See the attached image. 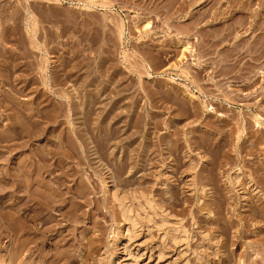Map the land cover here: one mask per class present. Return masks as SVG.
Returning <instances> with one entry per match:
<instances>
[{"label": "rangeland", "instance_id": "1", "mask_svg": "<svg viewBox=\"0 0 264 264\" xmlns=\"http://www.w3.org/2000/svg\"><path fill=\"white\" fill-rule=\"evenodd\" d=\"M100 1L111 2L115 9L102 7L105 2ZM188 1L189 4L187 0H0V152H4L0 154V179L19 161L35 163L42 151L38 155L44 167L43 183L33 182L32 189L45 193L48 200L55 199L53 207L45 212L37 208V203H11L10 185L2 184L1 264H110L111 258L113 264H264V251L261 253L262 247L257 244L264 235L260 230L264 220L257 223L259 226L249 222L251 226L244 228L243 232H247L242 238L237 230L239 215L250 214L257 204L255 179L259 180L260 173L259 178L255 173L260 171L254 166L258 158L264 159V144L257 150L263 153L242 152L246 154L244 158L250 157L244 160L247 162L241 167L243 175L237 184L229 183L235 163L229 168L219 166L223 155L215 154L214 149L222 138L216 128L224 126L228 132L236 128L237 115L244 112L243 116L253 121L257 113L264 123V0ZM218 6L224 12L214 16ZM251 8L255 11L250 16ZM31 14L35 27L33 21L32 26L28 24L27 16L31 18ZM118 18H122L124 34L119 32L122 24ZM242 18H248L244 25L238 21ZM146 20L152 26L145 30ZM4 23L8 28L1 25ZM250 23L255 24L254 29ZM26 25L36 28V35ZM227 26L234 27L231 34L225 35L230 29H225ZM216 29L217 34L222 32L226 37H216L212 32ZM2 30L8 32L1 34ZM31 33L38 43L30 41ZM180 38L189 42L191 50L181 56L183 62L179 56L187 50H182L185 41ZM146 66L152 67L151 75L145 72ZM229 96L236 100L230 101ZM69 101L79 103L76 107L70 102L76 111L82 102L84 109L77 111L80 114L75 110L73 113ZM207 103L214 106L213 115L206 109ZM195 104L202 107L197 109L204 112H200L203 117L199 111L197 116L192 114ZM23 105L33 113L41 109L40 117L35 114L36 118H31H39V123L32 124L24 117L29 110ZM233 110L236 115L232 116ZM220 112L227 115L224 124ZM217 119H221L219 124ZM16 122L29 125L28 143L21 155L17 151L10 154L8 146L4 147L9 145L6 142H13L8 138ZM78 128L80 131L73 132ZM200 128L204 135L198 131ZM255 129L258 128L252 126L248 132L251 139L260 133ZM112 130L116 132L110 133ZM195 130L198 134L193 133ZM215 131L221 134L219 139ZM76 134L81 136V142ZM201 135L211 137L205 140L199 138ZM212 136L218 139L216 143ZM228 137L233 138L227 134ZM208 147L214 150V156ZM29 166L34 175V164ZM218 168L222 170L220 175ZM214 172L218 178L213 179ZM249 176L254 177L253 182L244 183ZM201 185L206 186L204 190ZM114 188H118L119 197L114 198ZM198 195L202 197L199 202ZM120 197L124 201H118ZM147 198L154 199H149L151 205L145 202ZM118 202L130 205L132 209H126L133 221H125L121 210L124 204Z\"/></svg>", "mask_w": 264, "mask_h": 264}, {"label": "bare ground", "instance_id": "2", "mask_svg": "<svg viewBox=\"0 0 264 264\" xmlns=\"http://www.w3.org/2000/svg\"><path fill=\"white\" fill-rule=\"evenodd\" d=\"M24 2H25V0H23ZM191 1V0H190ZM219 1V0H218ZM93 1H91V2H88V3H92ZM101 3L102 2H105V3H107V4H110L111 5V2H109V1H100ZM100 2H95V3H93L94 5L95 4H100ZM193 2V1H192ZM191 2V3H192ZM101 4L102 5V7H105V8H111V9H115L114 7H112V5L111 6H109V5H107V4ZM82 4V3H81ZM187 4H189V1L187 0ZM250 4V3H249ZM264 4V3H263ZM85 5V7H87L86 6V4H84ZM97 6V5H96ZM248 7V9H250V7H251V5H250V7L249 6H247ZM263 7H264V5H263ZM104 8V9H105ZM26 9V8H25ZM6 10H8L9 11V8L7 9L6 8ZM5 10V11H6ZM28 10V9H27ZM110 10V9H109ZM224 9H221V8H219V6L217 7V8H215V10H214V12H213V14H214V16H219V14L220 13H222V12H224L223 11ZM4 11V13H6ZM29 11V10H28ZM111 11V10H110ZM113 11V10H112ZM253 11H255V10H252V8H251V13H250V16H251V14H253L252 12ZM256 11H258V10H256ZM9 12H11V11H9ZM19 12H21L20 10H19ZM260 12V10L257 12V13H259ZM15 13H18V12H15ZM14 13V14H15ZM29 13H31V12H29ZM29 13H27V14H29ZM115 13H116V11H115ZM257 13H254V16H255V14H257ZM11 13H9L7 16H9ZM21 14V13H20ZM209 14V13H208ZM208 14H206V15H208ZM247 15L249 14V11L246 13ZM259 14H261V13H259ZM17 16L19 15V14H16ZM206 15L204 14V16L206 17ZM246 15V16H247ZM3 16V15H2ZM6 16V15H5ZM20 16V15H19ZM26 16V15H25ZM33 15L31 14V18H30V15L29 16H27L28 17V19H27V17H26V19L27 20H30V22L28 23L29 24V26H32L31 25V22L34 20L35 21V18H34V16L32 17ZM106 16V15H105ZM202 16V15H201ZM214 16L212 15V16H210V17H213L214 18ZM258 16V15H257ZM1 17V16H0ZM4 17V16H3ZM259 17H260V15H259ZM19 18V17H18ZM106 18V17H105ZM199 18H201V17H199ZM199 18H197V19H199ZM202 18H204V17H202ZM212 18V19H213ZM249 18V17H248ZM248 18H244V20H243V18L242 19H239L238 21L240 22V24H242V25H244L245 24V22H247V20H245V19H248ZM4 19H6V18H4ZM21 19H23V17L22 18H19V20L21 21ZM108 19H109V17H108ZM120 19H121V21H122V18H118V21L119 22H121L120 21ZM216 19V18H215ZM255 19H256V23H257V19H258V17L257 18H254V21H255ZM0 20H2V18H0ZM6 20H8V19H6ZM27 20H26V22H27ZM200 20V19H199ZM198 20V23H195V25L197 24H199V22L201 21L202 22V20H200L199 21ZM33 21V22H34ZM105 21V20H104ZM196 20H194L193 22H195ZM237 21V22H238ZM3 22H5V21H3ZM2 22V23H3ZM36 22V21H35ZM34 22V24H33V26L34 25H36V23ZM192 22V23H193ZM1 23V22H0ZM145 30L147 29V27H148V29H149V25H151L150 24V22L148 21L147 22V20L145 21ZM255 23V22H254ZM253 23V24H254ZM27 24V23H26ZM27 24V25H28ZM119 24V23H118ZM122 24V25H121ZM121 24H119L118 25V27L120 26V28H118L119 30V32H121L122 34H124V32H125V29L123 28V22H121ZM238 24V23H237ZM253 24H251L250 23V25H252V27L255 25H253ZM1 25H5L4 27H6V28H8V26H6L7 24H1ZM26 25V26H27ZM106 25V24H105ZM196 25V26H197ZM257 25V24H256ZM10 26V25H9ZM29 26H27V28L29 27ZM152 26V25H151ZM195 26V27H196ZM0 27H2V26H0ZM35 27V26H34ZM34 27H29V29H34ZM230 29H229V28ZM232 27H234V26H227L225 29H229V31H227L226 33H225V35H227V34H231L232 33V31L233 30H231L232 29ZM1 29H3V28H0V30ZM11 29V28H10ZM33 29H32V33H34L33 32ZM36 29V28H35ZM34 29V30H35ZM224 29V31H226ZM252 29H254V27L252 28ZM4 30H6V29H4ZM231 30V31H230ZM214 31H216V32H214ZM217 29L216 30H213L212 32L215 34V36L217 37L219 34H217ZM2 32H3V30L1 31V34H2ZM5 32V31H4ZM3 32V33H4ZM6 32H8V31H6ZM5 32V33H6ZM29 32V31H28ZM118 32V33H119ZM4 33V34H5ZM30 33V32H29ZM32 33L30 34V35H32ZM213 34V35H214ZM221 34L222 35H224L222 32H221ZM220 34V35H221ZM6 35H8V33L6 34ZM5 35V36H6ZM35 35H36V30H35ZM35 35L33 36H29V38L30 39H32V37H33V39L32 40H30V41H33L34 40V38H35ZM119 35H121V34H119ZM219 35V36H220ZM224 35V36H225ZM1 37H2V35H0ZM122 36V35H121ZM226 37V36H225ZM36 39V38H35ZM181 40L180 41H183L182 40V38H180ZM36 41V40H35ZM35 41H33V44L35 43ZM180 41H178V42H180ZM185 41V40H184ZM37 42V41H36ZM32 43V42H31ZM38 43V42H37ZM182 42H180V44H181ZM187 44H189V42L186 40L185 41V43L183 42V48H182V50L183 49H185V50H187L186 52H184V50L183 51H181L182 52V54L179 56V60H180V62H183V60H184V58L182 57V61H181V56H184L185 54L184 53H187L188 51H191V50H188V49H190L189 47V45H187ZM35 46V45H34ZM37 47V46H36ZM39 47V46H38ZM186 58V57H185ZM187 59V58H186ZM46 61V60H45ZM144 64V63H143ZM181 64V63H180ZM147 65V64H146ZM148 65H150L149 63H148ZM178 65V64H177ZM143 66V65H142ZM151 66V65H150ZM178 66H180V65H178ZM178 66H177V68H178ZM183 66V65H182ZM181 66V67H182ZM42 68V67H41ZM43 68H47V67H43ZM42 68V69H43ZM152 68V67H151ZM151 68L150 67H147L146 66V70H145V72H147L149 75H151ZM184 68H187V67H184ZM184 68H182V69H184ZM182 69H180L181 71H182ZM187 69H185V71H186ZM262 69H260L259 71H261ZM8 71V70H7ZM263 71V70H262ZM261 71V72H262ZM182 73H184L183 71H182ZM187 73H189V71L187 70ZM185 74V73H184ZM186 75H188V74H186ZM30 80V79H29ZM187 87H189V86H187ZM188 90H190V89H188ZM78 91H82V90H78ZM84 92V91H83ZM88 92V91H87ZM76 93V92H75ZM88 93H90V92H88ZM88 93H86L85 95L87 96V98L88 99H90L89 97H88ZM226 93H229V92H224V94H226ZM45 94V93H44ZM78 94V93H77ZM79 94H81V92H79ZM192 94H193V92H192ZM192 94H189V96L190 95H192ZM223 94V97L224 96H227V95H224ZM230 94V93H229ZM228 94V95H229ZM82 95V94H81ZM64 96H65V94H64ZM74 96H75V94H74ZM73 96V97H74ZM91 96V95H90ZM188 96V97H189ZM7 97V95H5V98ZM61 97H62V95H61ZM68 97L72 100L73 98H72V96H69L68 95ZM85 97V96H84ZM187 97V98H188ZM4 98V99H5ZM75 98V97H74ZM79 98V96L77 97V99ZM86 98V97H85ZM85 98H84V100H85ZM92 98V97H91ZM191 98H193V95H192V97ZM227 98V100H228V97H226ZM233 98L232 96H229V100L230 101H234V100H236L235 98H234V100L231 99ZM189 99V98H188ZM195 98H193L192 100H194ZM225 99V98H224ZM74 100H76V98L74 99ZM82 100V102L84 101L83 99H81ZM93 100H94V97H93ZM92 100V101H93ZM191 100V99H190ZM80 100H78V102H79ZM70 102H73V103H75V101H69V105H71V103ZM82 102H80V107L81 108H77V111L80 109V110H82V109H84V105L82 106ZM87 102V101H86ZM88 102H91V100L90 101H88ZM196 102V101H195ZM194 102V103H195ZM204 102V101H203ZM72 103V105H74ZM84 103H85V101H84ZM83 103V104H84ZM92 103V102H91ZM90 103V104H91ZM192 103H193V101H192ZM191 103V104H192ZM205 103H206V101H205ZM205 103H203L204 105H205ZM76 104V103H75ZM189 103H187V105H188ZM196 104H197V102H196ZM195 104V105H196ZM201 104V103H200ZM71 105V107H73V113H74V110L76 111V107H78V105H79V103L78 104H76L77 106L75 107V105L74 106H72ZM93 105H94V101H93ZM93 105L91 104L90 106L91 107H93ZM190 105V104H189ZM231 105V104H230ZM233 105V104H232ZM86 106H88L87 108H89L90 106H89V104L88 105H86ZM192 106V105H191ZM197 106H199V104L198 105H196V109L197 108H199V107H201V106H199V107H197ZM203 106V105H202ZM228 106V105H227ZM22 107V106H21ZM25 107H27V106H25ZM24 107V105H23V109H28V108H25ZM70 107V108H71ZM75 107V108H74ZM193 107H194V105H193ZM192 107V109L194 110L195 109V107L193 108ZM204 107V106H203ZM207 108V110L209 111V112H211L212 113V111H214L215 110V108H214V106L212 105V106H209L208 105V103H207V106H206ZM232 107H234V106H232ZM35 108V107H34ZM37 108V107H36ZM35 108V109H36ZM202 108V107H201ZM224 108H226V106L224 107ZM227 108H229V106L227 107ZM226 108V109H227ZM20 109H22V108H20ZM19 109V111H21L20 112V114L22 113V115L24 114V112H22V110H20ZM35 109H32V110H35ZM38 109V110H37ZM36 110L37 111H35L34 113L33 112H30V109H28L29 111L27 112L26 111V114L24 115V117H26L27 118V120H29V122L30 123H32V124H35V123H39V118H38V120H35V114H36V116L38 115V114H42V113H40L41 112V109L40 108H37ZM92 109H94V107L92 108ZM191 109V112H192V114L194 115V116H197L198 115V113L200 114V116H201V113H204V112H201V110L199 111V109H195V112H193V110ZM230 109V108H229ZM18 110V109H17ZM43 110V109H42ZM79 110V111H80ZM88 110V109H87ZM186 110H188V109H186ZM228 110V109H227ZM231 111H232V109H230ZM68 111V110H67ZM69 111H71V110H69ZM68 111V112H69ZM77 111H76V113H77ZM86 111V110H85ZM199 111V112H198ZM202 111H204V109L202 110ZM206 111V110H205ZM207 111V112H208ZM229 111V110H228ZM18 112V111H17ZM88 112V111H87ZM91 112V111H90ZM92 112H93V110H92ZM91 112V113H92ZM198 112V113H197ZM201 112V113H200ZM217 111H215V113H216ZM70 113V112H69ZM79 113V112H78ZM77 113V114H78ZM187 113H188V111H187ZM224 113V112H223ZM223 113H218V115L220 116V118L222 119H217V123H218V120L220 121H223L222 123L224 124V121H227L226 120V117L225 116H227V115H224ZM236 113H237V111H236ZM68 114V113H67ZM75 114V113H74ZM80 114V113H79ZM217 114V113H216ZM233 114H234V110H233V113H232V116H233ZM239 114V113H238ZM243 114H246V113H244L243 112ZM243 114L240 116V114L239 115H237V117H238V121H237V117L236 116H234V119H235V117H236V122H237V124H238V126H236V128H231V126L233 127V125L232 124H234L235 122H233V120H231L232 122V124H231V126L229 127H227V129H229V128H231V129H229V132L228 131H226V128L224 127V126H219V127H217L216 128V130L217 131H221V132H219V133H221L222 134V138H220L219 139V135H221V134H219V133H217V131H215L217 134H215V136L216 135H218V139L215 137H213L212 136V138H213V141H214V143H216L217 142V140L219 141L218 142V146H216L215 144H213V143H211V145L213 144V146H214V149H215V154H218L219 152H222V154L221 155H223V159H221V160H219L218 162H219V166L221 165V167H225V168H229L231 165H233L234 163V167L233 166H231V167H233V168H235V171H234V175L233 174H231L230 175V181H229V183H232V184H237L238 182H239V179L241 178V176L243 175L242 174V172H241V167H243V165H245L244 163L245 162H247V161H244L245 160V158L247 159V158H249L250 157V155H249V157L248 156H246L245 158L243 157V151H246L247 152V154H248V152L250 153V154H253V153H259L260 151H257V150H261V148H260V146L259 145H261V144H264L263 142H264V123H263V117H260L259 115H257V113L255 114V115H253L252 117H253V121H251L250 120V118H248L247 117V115H246V117L245 116H243ZM72 115V114H71ZM208 115H209V113H208ZM211 115H213V113L211 114ZM234 115H236V114H234ZM249 115V114H248ZM70 116V115H69ZM74 116V115H73ZM80 115H78L77 117H79ZM232 116H230V117H232ZM240 116V117H239ZM251 116V115H250ZM33 117H35L34 118V120L32 121L31 120V118H33ZM37 117H40L39 115L37 116ZM87 117V116H86ZM201 117H203V116H201ZM223 117V118H222ZM225 117V118H224ZM230 117L228 118V119H230ZM251 117V118H252ZM196 119L198 118V117H195ZM194 118V119H195ZM200 118V117H199ZM262 118V119H261ZM87 119V118H86ZM195 119V120H196ZM202 119H206L205 118V116H204V118H202ZM197 120H200V119H197ZM196 120V121H197ZM26 121V120H25ZM41 122V121H40ZM60 122H61V120H60ZM149 122V121H148ZM229 122H230V120H229ZM228 122V124L230 125V123ZM22 123V122H21ZM20 122H16V123H14V125H13V128H10L11 126H9V128H10V130H12V129H14L12 132H13V134L11 135V137H9L8 138V141H9V139H10V141H13L12 143H10V142H6V143H9V145L7 144L6 146H5V144H4V147H6L7 148V146H8V148L11 150L10 151V154L12 153V152H16L17 151V153H19V155H21L20 154V152L21 153H23L25 150L23 149L24 147H25V145H27V143H28V138H27V136L29 137V132H28V126L29 125H27V126H25L26 125V123L24 122L23 124H21ZM136 123H138L137 121H136ZM140 123H141V121H140ZM140 123H138V125L140 124ZM227 123V122H226ZM31 124V125H32ZM150 124H151V122H150ZM207 124V123H206ZM205 124V125H206ZM219 124V123H218ZM217 124V125H218ZM223 124H220V125H223ZM227 124V125H228ZM236 124V123H235ZM234 124V125H235ZM39 125V124H38ZM154 125V124H153ZM214 125V124H213ZM216 125V124H215ZM33 126V125H32ZM36 126H37V124H36ZM226 126V125H225ZM252 126L255 128V127H257L258 129H257V131H256V129H255V132H258L259 134L257 135H254V131H253V135H254V139H251L253 136L252 135H250V137L248 136V132H249V130H250V133H251V128H252ZM39 127V126H38ZM129 127V126H128ZM167 127V126H166ZM202 127V126H201ZM221 127V128H220ZM235 127V126H234ZM251 127V128H250ZM30 128H31V126L29 127V130H30ZM36 128V127H35ZM99 128V127H98ZM169 128V127H168ZM195 128H197V127H195ZM250 128V129H249ZM154 129H155V127H154ZM220 129V130H219ZM75 130V129H74ZM79 130V128L78 129H76L75 131H73V132H76V131H78ZM99 130H100V128H99ZM107 130H109V129H107ZM106 130V131H107ZM152 130V129H151ZM175 130H177L176 128H175ZM181 130V129H180ZM208 129L206 128V131H207ZM253 130V129H252ZM4 131H6V130H4ZM34 131H35V129H34ZM38 131V130H37ZM80 131V130H79ZM98 131V130H97ZM102 131V130H101ZM100 131V132H101ZM116 131L118 132V129H116ZM115 130H112V132H110V133H113V132H116ZM119 131H120V129H119ZM177 131H179V130H177ZM176 131V132H177ZM197 130H195V131H193V133H195ZM198 131L202 134V131H201V128L200 129H198ZM209 131H211V130H209ZM214 131V130H213ZM32 132V131H31ZM70 132H71V130H70ZM69 132V133H70ZM109 132V131H108ZM175 131H174V134L176 133ZM77 133V132H76ZM79 133H81V136L82 135H85V134H83V133H85V132H79ZM106 133V132H105ZM119 133V132H118ZM180 133V132H179ZM187 133H190V132H188L187 131ZM235 133H236V135H235ZM8 135H10L9 133H7ZM72 134V133H71ZM103 134V133H102ZM114 134H116V133H114ZM196 134H198V132H196ZM227 134L231 137H233L234 138V142H233V138H232V140L231 139H229V137L227 138ZM5 135H6V132H5ZM77 135H79V134H76V137H77ZM106 134H104V136H105ZM169 135L171 136V134L169 133ZM177 135V134H176ZM187 134H185V136H186ZM202 135H204V134H202ZM202 135H201V137H199V138H203V137H205V136H203L202 137ZM1 136V135H0ZM31 136H33V134L31 135ZM80 136V135H79ZM81 136H80V140L78 139V141H80L81 142ZM101 136V135H100ZM116 136V135H115ZM119 136V135H118ZM189 136V135H188ZM188 136H186V137H188ZM199 136V135H198ZM207 136V135H206ZM5 137V136H4ZM83 137H85V136H83ZM96 137V136H95ZM106 137V136H105ZM109 137L110 138H112L111 137V134H109ZM109 137H108V139L107 140H109ZM165 137V136H164ZM209 137H211V136H208V137H205V140H206V138H209ZM2 138V137H1ZM27 138V139H26ZM96 138H101V137H96ZM102 138H103V136H102ZM169 137H167V139H168ZM198 138V137H197ZM199 138H198V140H199ZM212 138H211V142H212ZM5 139H6V137H5ZM84 140H85V138H83ZM104 139V138H103ZM103 139H101V140H103ZM164 139V138H163ZM172 139V138H171ZM196 139V138H195ZM194 139V140H195ZM216 141H215V140ZM236 139V140H235ZM74 140H76V139H74ZM95 140H97V139H95ZM174 140H178V137L176 138V139H174ZM189 140V139H188ZM187 140V141H188ZM1 141V140H0ZM19 141V142H18ZM87 140H85V144H87L88 145V141L86 142ZM97 141H99V140H97ZM166 141V140H165ZM164 141V142H165ZM197 141V139L195 140V141H193L194 142V144H195V142ZM203 141V140H202ZM210 140H208V142H209ZM77 142V141H76ZM192 142V141H191ZM198 142H200V141H198ZM102 143H103V141H102ZM104 143H106V144H108L106 141L104 142ZM145 143V142H144ZM148 143V142H147ZM203 143L204 142H201L200 143V145H202L203 146ZM206 143V142H205ZM81 144H83V143H81ZM90 144H91V141H90ZM170 143H166V145L168 146ZM146 145V144H145ZM196 145V144H195ZM207 145V144H206ZM81 147H82V145H80ZM100 146V145H99ZM102 146H103V144H102ZM105 146V145H104ZM170 146V148H172L171 146V144L169 145ZM197 146H198V144H197ZM202 146H200L201 148H202ZM208 146H210V144L208 145ZM213 146L211 147V148H213ZM144 147H146V146H144ZM215 147H217L218 149L220 148L221 149V151L219 150L218 152H217V150H216V148ZM227 147V148H226ZM76 148V147H75ZM106 148H107V146H106ZM169 148V149H170ZM210 147H208V149H209V151L211 152V149ZM264 147H263V145H262V149H263ZM97 149H98V146H97ZM147 149V148H146ZM198 149V148H197ZM200 149V148H199ZM198 149V150H199ZM208 149L207 150H205L204 149V152L205 151H208ZM93 150V149H92ZM106 150V149H105ZM145 150V149H144ZM202 150V149H201ZM1 151V150H0ZM4 151V150H3ZM7 151V150H6ZM39 151V150H38ZM200 151V150H199ZM203 151V150H202ZM263 151V150H262ZM261 151V152H262ZM44 152V151H43ZM212 152H214V150L212 151ZM211 152V153H212ZM260 152V153H261ZM2 153H4V152H2ZM1 152H0V154H2ZM36 153H38V152H36ZM39 153H42V151L41 152H39ZM38 153V154H39ZM45 153V152H44ZM208 153V152H207ZM263 153V152H262ZM33 155H34V152L32 153ZM37 154V156H38V158L39 159H34V162L35 163H29L30 162V160H29V162H28V160L27 159H25V160H22L21 162L19 161L18 162V164H17V166L16 167H14V168H10V170L8 171V172H5L4 174H5V177H3V178H1L0 179V181H1V186L0 187H2V189H3V186H2V184L4 183H6V184H9L10 185V188H11V190H9V191H12L11 193H12V198H10V199H12L11 201V203H37L36 205H37V208L40 210V211H44V210H49V207H53V205H54V201L53 200H55V199H53V198H51V200L49 199H47L46 197L47 196H44L45 195V193L43 194V192H42V194L40 193L39 194V192H35L32 188L34 187V186H32V184H33V182H36V183H40V182H42L43 180V172H44V170H43V164H41L40 163V159H41V156L40 155H38ZM94 154H96L95 153V151H94ZM204 155H207V154H205V153H203ZM202 154V155H203ZM214 154V155H215ZM16 155V154H15ZM47 155V154H46ZM209 155V154H208ZM213 155V153H212V156H214ZM220 155V154H219ZM246 155V154H245ZM244 155V156H245ZM1 156V155H0ZM42 156H45L44 154L42 155ZM30 157V156H29ZM95 157H97V156H95ZM203 157V156H202ZM209 157V156H208ZM219 157V156H218ZM217 157V158H218ZM18 158H19V156H18ZM27 158V157H26ZM31 158V157H30ZM211 158V157H210ZM213 158V157H212ZM212 158L210 159V160H212ZM222 158V157H221ZM8 159V158H7ZM13 159V158H12ZM261 159H262V157H261ZM261 159H259L258 158V161L259 160H261ZM11 160V159H10ZM217 160V159H216ZM215 160V161H216ZM248 161H249V159H247ZM191 161V160H190ZM206 161V160H205ZM208 161V160H207ZM220 161H222V162H220ZM257 161V160H256ZM257 161V163L254 161L253 163H256L255 165L256 166H254L255 168H253V169H255V170H257V171H260V172H253L252 171V174H256L257 176H258V178H259V175H260V178H259V180H257V179H255V181H256V184H257V186L258 187H256V188H258V192L256 193V200L254 201V199H253V201H254V203H257V204H254V205H256V206H252V205H250V206H252V209H251V212H250V214H248V215H244V217H240V215H239V223H237L239 226V228L237 229L238 231H240V233H239V237H241L242 238V236L244 235V233H246L247 232V230H246V232H243V230H244V228L249 224V222H251V223H260L262 220H264V159L262 160V161H259L258 162ZM209 162H211V161H209ZM212 162H213V160H212ZM212 162H211V165H212ZM207 163V162H206ZM216 163H217V161H216ZM221 163V164H220ZM30 164V166L29 167H31V164L33 165L34 164V167L35 168H33V170H35V174L34 175H36L35 176V178H33L34 177V175H31V170H30V168H28V165ZM252 164V163H251ZM250 164V166H252ZM191 165V164H190ZM190 165H189V167H190ZM211 165H210V167L209 168H211ZM215 165H218V164H215ZM246 165H249V163L248 164H246ZM206 166L207 165H205V166H203L204 168H206ZM214 166V165H213ZM215 167V166H214ZM246 167V166H245ZM253 167V166H252ZM203 169V168H202ZM201 169V170H202ZM250 169H252V168H250ZM6 170V169H5ZM205 170V169H204ZM219 170V168L217 169V173H218V175H220V172H222V170L221 171H218ZM223 170H224V168H223ZM227 170V169H226ZM225 170V171H226ZM43 171V172H42ZM203 171V170H202ZM201 171V172H202ZM207 171V170H206ZM211 171L213 172V170H212V168H211ZM251 170H249V172H250ZM208 172V171H207ZM206 172V173H207ZM215 172H216V167H215ZM214 172V173H215ZM224 172V171H223ZM246 171H244V173H245ZM248 172V171H247ZM205 173V174H206ZM209 173H211V172H209ZM208 173V174H209ZM260 173V174H259ZM7 174V175H6ZM202 174H203V172H202ZM255 174L253 175V176H255ZM259 174V175H258ZM212 175V174H211ZM247 175V174H246ZM31 176H33V177H31ZM205 176V175H204ZM214 176H217V174L215 173L212 177H213V179H214ZM248 176V175H247ZM253 176H249V177H247V179L246 180H244L245 182L244 183H246V184H250L251 182H253V180H254V177ZM256 176V177H257ZM207 177V176H206ZM206 177L204 178V179H206ZM210 179H211V177L210 176H208ZM208 178V179H209ZM216 178V177H215ZM217 178H218V176H217ZM33 179V180H32ZM143 179V178H142ZM207 179V181L209 182V180ZM213 179H211L212 181H213ZM143 181V180H142ZM206 181V180H205ZM206 181V182H207ZM211 181V182H212ZM216 182V181H215ZM43 183V182H42ZM167 183V182H166ZM205 183V182H204ZM203 183V184H204ZM212 183H214V181L212 182ZM243 183V182H242ZM35 184V183H34ZM201 184V183H200ZM199 184V185H200ZM206 184V183H205ZM217 184V183H216ZM9 185L8 186H6L7 188H9ZM38 185V184H37ZM40 185V184H39ZM38 185V186H39ZM43 185V184H42ZM208 185V184H207ZM214 186V185H213ZM41 187V186H40ZM204 187H206L205 185H201V190H204L205 188ZM216 187V186H215ZM48 188H51L50 186L48 187ZM223 188H224V186H223ZM1 189V188H0ZM116 189H118V188H114V190H112L111 192H113L114 193V198H115V196L117 195V192H119V191H117ZM199 189V190H200ZM36 190V189H35ZM116 190V191H115ZM4 191V190H3ZM0 192H1V190H0ZM10 193V192H9ZM217 193H219V192H217ZM113 195V194H112ZM143 196H144V198H146V196L144 195V194H142ZM201 195V194H200ZM200 195H198V197H197V201L199 202L200 200H201V198L202 197H199ZM3 196V195H2ZM43 196V197H42ZM118 197H119V193H118V195H117ZM116 196V197H117ZM241 197H243V196H241ZM121 198V197H120ZM120 198H118L119 200L118 201H124L123 200V198H121L122 200H120ZM124 198H125V196H124ZM148 199V201L146 200H144L147 204L148 203H150L149 202V199H152V198H147ZM9 200V199H8ZM117 200V199H116ZM126 200V199H125ZM154 199H152V200H150V201H153ZM228 200V199H227ZM218 201H220L219 199H218ZM223 201V200H222ZM222 201H220L221 203H222ZM229 201V200H228ZM227 201V202H228ZM250 201V200H249ZM253 201H251L252 202V204H253ZM9 203H10V201H8ZM126 202V201H125ZM124 202V203H125ZM214 203L216 202V199H215V201H213ZM224 202V201H223ZM230 202V201H229ZM250 202V203H251ZM4 203V202H3ZM57 203V202H56ZM123 203V202H122ZM121 202H118V204H122ZM123 203V204H124ZM127 203V202H126ZM145 203V204H146ZM152 203V202H151ZM151 203H150V205H151ZM154 203V202H153ZM203 203H205L206 204V201H204ZM204 204V205H205ZM15 205V204H14ZM29 205V204H28ZM35 205V206H36ZM149 205V206H150ZM154 204H152V206H153ZM243 204H241V206H242ZM21 206H24V205H21ZM27 207V206H26ZM122 207V208H121ZM120 208H121V210L123 211L122 212V216H123V218L124 219H126L125 221L127 222V221H129V220H131V221H133L134 220V218H131L130 216H131V214H130V210H128V208L130 207V205H129V207H128V204L126 205V204H124V205H122ZM126 207H128L127 209H126ZM151 207V206H150ZM155 207V206H154ZM154 207H151V208H154ZM16 208H18V209H20V207L18 206V205H16ZM15 208V209H16ZM29 208V207H28ZM131 208V207H130ZM250 208V207H249ZM132 209V208H131ZM219 209V208H218ZM248 209V208H247ZM38 210V211H39ZM210 211H211V209H209ZM240 210V209H239ZM238 210V211H239ZM242 210V209H241ZM243 210H246V209H243ZM131 211H133V210H131ZM153 211H155V210H153ZM210 211H209V213H210ZM18 212V211H17ZM45 212V211H44ZM219 212H220V210H219ZM244 212V211H243ZM249 212V211H248ZM25 213H26V208H25ZM132 213V212H131ZM155 213V212H154ZM15 214H17L16 212H15ZM220 214V213H219ZM246 214V213H245ZM133 215V214H132ZM218 215V214H217ZM242 215V216H243ZM237 216V215H236ZM218 218L220 219V217H219V215H218ZM216 219V220H219V219ZM238 218V217H237ZM133 219V220H132ZM234 220V219H233ZM232 220H230V222H231ZM238 221V220H237ZM236 221V222H237ZM130 222V221H129ZM212 222H214V221H212ZM235 222V221H234ZM128 223V222H127ZM135 223V222H134ZM133 223V224H134ZM132 224V223H131ZM131 224H130V226H131ZM136 224V223H135ZM225 224V223H224ZM230 224V223H229ZM232 224H235V223H232ZM231 224V226H235V225H232ZM237 224H236V226H237ZM255 224V225H256ZM261 224H263V222L261 223ZM225 225H227L228 226V222H227V224H225ZM250 225V224H249ZM258 225V224H257ZM251 226V225H250ZM259 226V225H258ZM258 226H257V228H258ZM248 227V226H247ZM260 227H261V229H260ZM259 227V229L261 230V232H263L264 231V226H260ZM30 228V227H29ZM223 228V227H222ZM228 227H226L225 229H227ZM248 229V228H247ZM236 230V231H237ZM29 231V230H28ZM225 231V230H224ZM224 231H222V232H224ZM228 231H229V229H228ZM227 231V232H228ZM245 231V230H244ZM221 232V233H222ZM227 232H224V233H222V234H225V233H227ZM37 234V233H36ZM227 235V234H226ZM263 235V234H262ZM262 235H261V237H262ZM246 236V235H245ZM236 237H237V234H236ZM239 237H237V239H239ZM33 238V237H32ZM35 238H37V237H35ZM34 239V238H33ZM38 239V238H37ZM259 240V239H258ZM232 241H233V239H232ZM238 241V243H239V240H237ZM225 242V241H224ZM240 242H241V240H240ZM242 243V242H241ZM240 243V244H241ZM251 243V242H250ZM254 243H256V242H254ZM257 244H258V246L260 247H262V248H260V251H262L261 253H263V251H264V235H263V238H261L258 242H257ZM225 245V244H224ZM251 245V244H250ZM262 257H264V254L263 255H261V258ZM227 258V257H226ZM263 260H264V258H262ZM257 261V260H256ZM113 259L111 258L110 259V264H113ZM252 262V261H251ZM255 262V261H254ZM264 263V262H263ZM1 264V263H0ZM115 264H117V262H115ZM118 264H119V262H118ZM125 264V263H124ZM252 264H256V262L255 263H252Z\"/></svg>", "mask_w": 264, "mask_h": 264}]
</instances>
